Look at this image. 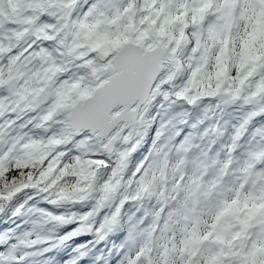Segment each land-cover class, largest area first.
<instances>
[{"label":"snow or ice","instance_id":"1","mask_svg":"<svg viewBox=\"0 0 264 264\" xmlns=\"http://www.w3.org/2000/svg\"><path fill=\"white\" fill-rule=\"evenodd\" d=\"M185 72L177 101L247 109L229 158L218 168L215 160L190 158L196 146L186 137L173 160L168 138L159 147L154 142L151 162L126 180L146 106ZM260 117L264 0H0V210L29 189L52 197L53 205L98 193L97 212L123 193L97 234L111 230L129 200L159 205L123 264H264V127L255 130L242 165L231 168V153ZM166 131L162 125L156 141ZM117 145L129 147L117 152L116 167L97 187L98 171L108 164L94 157ZM69 146L79 155L66 163ZM69 180L74 189L65 192ZM19 214L18 208L13 215ZM95 214L42 213L46 222L78 220L72 237L90 231ZM31 236L11 245L0 237L7 245L0 264H26L51 251H31L51 243Z\"/></svg>","mask_w":264,"mask_h":264},{"label":"rangeland","instance_id":"2","mask_svg":"<svg viewBox=\"0 0 264 264\" xmlns=\"http://www.w3.org/2000/svg\"><path fill=\"white\" fill-rule=\"evenodd\" d=\"M77 154L76 153H70L68 151V155L65 157V162L66 163H70L71 160H72V157L76 156ZM103 156H99L98 158L96 159H102ZM109 167V166H108ZM116 166L112 164V170L113 168H115ZM111 169H108L107 168H102L98 171V174H97V181H96V186L99 187L100 185H102L106 180L107 178L109 177V175L111 174ZM24 197H20L19 195V198H18V195L15 197V198L10 202V203H7L3 206L1 212H6V213H11L13 214L14 212H16V210L24 203V201H27V200H31V199H34L35 201L37 199H43L45 201V203H50L49 201L52 199V197L48 196L47 194H43V193H38L34 190H25L24 192ZM96 193H93V195L88 199V200H85V201H82V202H86V201H89L91 200L92 198L96 197ZM15 200V201H14ZM82 202H79L78 204H81ZM67 204H72V203H64V204H60L59 206L62 205V207L64 205H67ZM15 206V207H14ZM47 209V208H46ZM100 235H103L102 232H100L97 236H100Z\"/></svg>","mask_w":264,"mask_h":264},{"label":"water","instance_id":"3","mask_svg":"<svg viewBox=\"0 0 264 264\" xmlns=\"http://www.w3.org/2000/svg\"><path fill=\"white\" fill-rule=\"evenodd\" d=\"M179 77H180V75H178L177 77H176V79L171 83V84H166L167 85V87H169V88H171L177 81H178V79H179ZM166 85H163V86H166ZM162 86V87H163ZM162 89V88H161ZM158 96L159 95H157L147 106H146V113L144 112V114H143V119H144V117L149 113V111H150V109H151V107H152V105L154 104V102H155V100L158 98ZM148 111V112H147ZM144 122V121H143ZM143 122L141 123V125L143 124ZM141 125H140V127H141ZM140 129V128H139ZM135 138H137V137H135ZM134 138V139H135ZM119 146H121V145H117L116 146V149L119 147ZM126 146V147H125ZM129 145H122L121 146V148H124V149H126L127 147H128ZM115 149V150H116ZM114 150V151H115ZM116 153H113L111 156H109L108 157V159L109 160H111L112 158H113V156L115 155ZM112 157V158H111Z\"/></svg>","mask_w":264,"mask_h":264},{"label":"clouds","instance_id":"4","mask_svg":"<svg viewBox=\"0 0 264 264\" xmlns=\"http://www.w3.org/2000/svg\"><path fill=\"white\" fill-rule=\"evenodd\" d=\"M74 185H75V182L74 181H71V180L67 181L66 184H65V186H64V191L65 192H71V191H73Z\"/></svg>","mask_w":264,"mask_h":264}]
</instances>
